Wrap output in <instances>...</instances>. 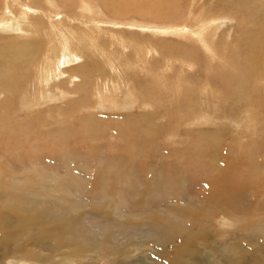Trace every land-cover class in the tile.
<instances>
[{"label":"rangeland","instance_id":"1","mask_svg":"<svg viewBox=\"0 0 264 264\" xmlns=\"http://www.w3.org/2000/svg\"><path fill=\"white\" fill-rule=\"evenodd\" d=\"M34 1L41 4L36 11L46 14L48 23L54 15L64 19L59 26L64 40L50 31L44 35L38 31L37 35L6 34L0 39L2 50L24 39L36 42L35 53L21 57L25 63L20 66H5L6 54L0 53L1 83L14 86L6 93L0 88V102L11 97L0 114V196L11 173H16L3 171L4 165L17 156L21 159L18 164L23 163L19 170L26 177L38 181L39 174L54 175L59 187L55 181L51 186L62 188L56 193L67 197L63 201L52 191L36 197L26 183L5 202L16 203L21 211L22 199L30 201L27 212L34 208L45 218L60 216L63 208L68 212L71 208V213L78 212L91 223L96 220L90 215L107 214L109 222L101 225L125 232L119 238L127 237L126 244L133 246L132 262L127 259V264H169L166 257L154 254L157 246H165L164 252L172 257L175 247L184 245L188 246L185 264H264V79L262 84L256 80L264 72V30L259 27L264 21L258 15L264 0H180L176 9L170 5L172 10L178 9L168 13L175 16L171 20L166 16L151 20L133 10L124 13L123 3H117L111 13L104 9L107 0H81L85 11L75 7L81 3L76 0L70 15L60 0H50L51 7L44 0ZM10 8L17 13L16 5L12 3ZM209 21L216 24L211 26ZM176 23L186 26L190 35L143 28L155 24L179 27ZM206 26L215 55L206 53L203 39L193 35ZM163 35L169 46L161 40ZM57 39L61 44L66 41L68 48L73 45L69 49L78 53L58 74L51 62L59 53ZM255 49L258 65L251 67L245 55ZM204 85L207 88L202 90ZM237 89L248 91L251 100L219 96V92L229 95ZM28 155L34 159L29 163ZM91 172L96 173L95 182L87 180ZM210 193L216 197L214 202ZM74 197L82 202L71 205ZM115 202L121 205V216L113 214ZM220 203L227 204L226 212ZM256 221L258 227L252 225ZM30 232L33 230L23 233L18 242L26 244ZM151 238H156L154 243ZM1 252L0 264H38L24 253L8 256ZM103 254L97 264H120L114 254Z\"/></svg>","mask_w":264,"mask_h":264},{"label":"bare ground","instance_id":"2","mask_svg":"<svg viewBox=\"0 0 264 264\" xmlns=\"http://www.w3.org/2000/svg\"><path fill=\"white\" fill-rule=\"evenodd\" d=\"M39 1V0H38ZM46 4H50L51 7V2L50 0H44ZM62 3V7H64L65 9H67L69 11V15L72 12L71 8L73 6H75L74 2L76 0H60ZM81 1V0H78ZM77 1V3H78ZM85 1V0H83ZM102 1V0H101ZM108 2H104V9H106L108 12L114 13L117 9L116 5L117 3H123L124 5L121 6V11H123L124 13L126 12H130V11H134L135 13H137L138 15H140L141 17H148L151 20H162V18L164 16L168 17L170 20L174 19L175 16L171 15V14H175L177 10H172L170 8V5L174 4V8L176 9L178 7V3L180 0H107ZM0 2L2 3V7L0 8V39L5 38V36H7L6 34H12V35H23V34H35L37 35L36 31L40 32V33H49L51 35L54 34L53 37H58V39L60 40H64L59 32V26H61V22L64 19H57V15H54V19L51 20L52 23H48L47 20V15L44 13H39L38 11H36L38 8L41 7V4H39L38 2H35L34 0H28V1H19L18 3L17 0H0ZM6 2L8 3V5L6 4ZM195 2V1H194ZM14 4L17 6V10L15 8V10L17 11L16 14H14L10 9L11 4ZM89 3V2H88ZM85 4V3H84ZM91 4V2H90ZM89 4V5H90ZM240 4V3H239ZM88 4H85V6L87 7ZM118 6V5H117ZM243 7V3H241L239 5V7ZM44 7V6H42ZM49 7V8H50ZM75 7H79L82 9V11L84 10V5L83 2L81 1L80 4L76 5ZM179 7H184V6H179ZM45 8V7H44ZM91 8V7H90ZM13 9V8H12ZM47 9V8H46ZM49 11V13L53 14V12L49 9H47ZM245 12V10H243ZM92 12V10L90 11ZM38 13V14H37ZM171 13V14H168ZM168 14V15H165ZM195 14V12H194ZM243 14V13H242ZM82 15V14H81ZM197 15L203 16V14H199L197 13ZM258 15L260 17L259 20H263L264 21V1H262V6L261 8H259L258 10ZM80 16V15H79ZM107 16V15H106ZM71 16L67 17L68 21H71ZM84 17V16H83ZM117 17V16H115ZM85 18V17H84ZM93 19V18H92ZM147 19V18H146ZM76 20V19H75ZM83 20V19H82ZM95 20V19H94ZM149 20V19H147ZM78 21V20H77ZM81 21V20H80ZM95 22V21H94ZM205 22H207V20H205ZM79 23V22H78ZM82 23V22H81ZM84 23V22H83ZM96 23V22H95ZM91 24V23H90ZM178 25H180L179 27H175V28H169V27H165L164 25H148V26H144L143 28L145 30H149L151 32H159L161 34H167V33H172L175 35H178L180 33H182V35H187L189 36L190 33L188 32V28L184 25H182L181 23H176ZM216 23L213 21H209V25H215ZM96 25H99L96 24ZM208 25V24H207ZM39 26V29H38ZM64 26V25H62ZM68 26V25H67ZM181 26H183L181 28ZM82 27V25H81ZM92 27V26H91ZM90 27V29H92ZM259 27L262 28V30H264V22L263 23H259ZM148 28V29H147ZM209 28L208 26H206L204 29L195 32L193 35L194 37L200 38L198 40H202L203 42L201 44V46L204 48L206 53H209L210 55H215V52L213 53V47H212V43L210 44V42L208 41L210 35H211V31L210 29H206ZM73 29V28H72ZM84 29V28H83ZM86 30V29H85ZM9 31L13 32V33H9ZM67 31V30H65ZM64 31V32H65ZM68 31H70L68 29ZM79 31V30H78ZM77 31V32H78ZM81 31V30H80ZM79 31V32H80ZM93 31V30H92ZM83 32V30H82ZM81 32V33H82ZM107 32V31H106ZM180 32V33H179ZM39 33V34H40ZM62 33V32H61ZM105 33V32H104ZM63 34V33H62ZM69 34V33H68ZM80 34V33H79ZM41 35V34H40ZM44 35V34H43ZM47 35V34H46ZM81 35V34H80ZM83 35V34H82ZM115 35V34H114ZM42 37V36H41ZM47 37V36H46ZM67 37V36H66ZM65 37V38H66ZM73 37V36H72ZM88 37V34H87ZM90 37V36H89ZM69 36L67 37V40ZM77 38V37H76ZM79 38V37H78ZM51 39V38H50ZM54 39V38H53ZM56 39V38H55ZM57 39V41H58ZM23 40V39H22ZM58 41V44H60L59 47V53L57 54L58 56L55 57H51L54 58L52 59V63L54 65V67L52 68L53 71L56 72V74H58V70L62 65H66L68 61H73V59L75 57H78L76 52L77 51L75 49V51L70 50L69 48H71L73 45H71V47L68 48V44H66V41ZM71 40V39H70ZM80 41H83V38L79 39ZM88 40V39H87ZM96 40V39H95ZM161 40L165 41V44L168 45V40L165 38V36H161ZM52 41V40H51ZM55 41V40H54ZM79 41V43H80ZM81 41V42H82ZM90 42V41H88ZM52 43V42H50ZM72 43V42H71ZM78 43V44H79ZM85 43V42H83ZM95 43V42H94ZM161 43V42H160ZM163 43V42H162ZM171 43V42H170ZM169 43V44H170ZM53 44V43H52ZM70 44V43H69ZM75 44V43H73ZM81 44V43H80ZM84 45V44H83ZM160 45V44H159ZM162 45V44H161ZM88 46V45H87ZM100 46V45H99ZM169 46V45H168ZM36 47V42L35 40H29V39H24L22 42L20 43H16V44H12L9 45L7 47H4V50H2L0 48V53L6 54V57H4V64L5 66L8 65H15L17 64L18 66L22 65L23 63H25V61H22L20 58L25 56V55H31L33 53H35L34 49ZM80 47V46H77ZM76 47V48H77ZM83 47V46H82ZM95 48V46H92ZM86 48V46H85ZM51 49V48H50ZM52 50V49H51ZM96 50V49H95ZM193 50V48H192ZM53 51V50H52ZM79 51V50H78ZM189 51V50H188ZM256 49L253 51L248 52L245 55V59L247 60L246 63L247 65L249 64L251 67L258 65V60H257V52L255 53ZM50 52V51H49ZM48 52V53H49ZM147 52H149L147 50ZM190 53V52H188ZM187 53V55H188ZM193 53V52H191ZM47 54V53H46ZM49 55V54H48ZM52 52H51V56H52ZM102 55V54H101ZM50 56V55H49ZM48 56V57H49ZM190 56V54H189ZM47 57V56H46ZM81 58V56H80ZM2 59L3 56L0 57V64L2 65ZM47 59V58H46ZM107 59V58H106ZM109 59V58H108ZM261 59H264L261 58ZM29 60H31V56H29ZM48 61V60H46ZM107 61V60H106ZM263 61V60H262ZM261 61V64L263 65V62ZM49 62V61H48ZM51 62H49V64H51ZM113 63V62H112ZM110 63V64H112ZM115 65V64H114ZM48 66V65H47ZM50 67V66H49ZM52 67V65H51ZM112 67V66H111ZM62 68V67H61ZM46 70V69H44ZM52 71V70H51ZM58 71V72H57ZM47 72V71H46ZM261 72V71H260ZM50 73V72H49ZM255 72H253L254 74ZM53 74V73H52ZM47 75V74H45ZM247 75H251L247 74ZM49 76V75H48ZM54 76V74H53ZM52 76V77H53ZM51 77V78H52ZM47 79V78H46ZM53 79V78H52ZM264 79V72H262L261 76L258 77L256 80L261 82ZM255 80V82H256ZM50 81V80H49ZM264 81V80H263ZM262 81V82H263ZM33 82V81H32ZM258 82V84H259ZM262 82L260 84H262ZM244 85L248 86V83H243ZM257 84V85H258ZM264 85V84H262ZM256 85H254L255 87ZM90 87V86H89ZM261 87V85H260ZM258 86V88H260ZM0 88L2 90H4V92L6 93V91H11L13 90L14 86L13 84H2L1 83V77H0ZM207 86L204 85L202 87V90L206 89ZM257 88V86H256ZM262 88V87H261ZM130 89V88H129ZM215 89V88H214ZM1 90V91H2ZM133 90V89H132ZM255 90V89H254ZM201 91V90H199ZM216 92V91H215ZM4 93V94H5ZM36 93V92H35ZM205 94H207L208 92L205 91ZM214 93V91H213ZM8 94V93H7ZM5 94V95H7ZM215 94H218L217 92ZM221 95V97H227L229 96V98H231L232 100L234 99L235 101L238 100L240 101L242 98H248V100H251V96L249 94L248 91L245 92V90H241V89H237L235 92L233 93H229V95L223 94V92H219V96ZM36 98H37V94H35ZM34 96V97H35ZM132 96V95H131ZM218 96V97H219ZM261 96V95H260ZM8 97V96H7ZM216 97V96H215ZM25 99V97H23ZM257 98V97H255ZM11 99V97L2 99V101L0 102V114H1V108L5 107L9 100ZM101 99V98H100ZM219 99V98H218ZM199 100V99H197ZM220 100V99H219ZM19 101V100H18ZM195 101V100H194ZM22 103V102H21ZM26 104V103H24ZM20 105V104H19ZM21 107V106H20ZM242 110V109H241ZM19 112V111H18ZM233 114V113H232ZM153 115L155 116V114L153 113ZM31 116V115H30ZM28 117V116H27ZM132 117V116H131ZM146 117H148L146 115ZM35 118V117H34ZM33 118V119H34ZM87 118V117H86ZM144 118V117H143ZM151 118V116H150ZM153 118V117H152ZM151 118V119H152ZM2 118L0 117V121ZM28 119H30L28 117ZM130 119V118H129ZM144 119H148V118H144ZM91 120V119H90ZM30 121V120H29ZM75 122V121H74ZM86 125V124H85ZM155 125V124H154ZM74 126V125H73ZM155 129V128H154ZM119 131V130H118ZM203 132V131H202ZM21 133V132H20ZM20 133L18 132L17 136H20ZM118 133V132H117ZM132 133V132H131ZM131 133L129 135H131ZM214 133V132H213ZM199 134V132H198ZM216 134V133H215ZM201 135V133H200ZM214 135V134H213ZM133 136V134H132ZM119 137H121L119 135ZM144 140V139H143ZM39 142V141H38ZM37 142V143H38ZM137 143V142H136ZM140 143V142H139ZM151 144V143H150ZM210 144V143H209ZM41 145V144H39ZM37 145V146H39ZM152 145V144H151ZM41 147V146H40ZM213 149V147H210ZM149 149V148H148ZM36 150V149H35ZM208 150V149H206ZM33 152V151H32ZM30 152L29 155L33 156V153ZM54 154V153H53ZM66 154V153H65ZM72 154V153H71ZM136 154V153H135ZM138 154V153H137ZM29 155L27 156V160L26 162L29 161V159H32L33 157H29ZM42 155V154H41ZM128 155V154H126ZM74 156V155H73ZM40 157V155H39ZM43 157V156H42ZM75 157V156H74ZM128 157V156H127ZM150 157V156H149ZM20 158V157H19ZM17 156H12L8 159V161L5 163L4 166L5 167V171L9 170L10 173L15 170L14 172L16 173H11L12 174V178L11 181L9 183V185L5 186L2 190V194L0 196V253L2 254V250L5 251V253L10 256L12 254H15V256H17L18 253H24L26 255H28L29 257H31L34 261H36L38 264H58L59 261L58 260H62L65 261L64 264H71V262L73 264H97L96 260H99L101 258H104V254L103 252H109L112 253V255L114 254V256L119 260L115 262H120V264H125L126 260L130 259L133 257L132 254V250H133V246H129L126 243H129L128 239L126 238H119L120 235L119 234H123L125 232H120V229L118 231H116L115 229L111 228H107L104 225H107L108 221V216L103 215H90L91 218H93L92 220H96V222L94 223L92 220L91 223L89 222L88 218H84L83 215L79 214L78 212H73L71 213V208H69V212L63 208L60 216L55 217L54 215H49V218H45L43 217L38 210L36 209H32L30 212H27V208L28 206L31 205L30 201H25L24 199H22V202H25V205L21 208V211H19L18 206L16 203H12V202H5L6 200H9L15 189L19 188L20 186H22L23 184H29L30 186L33 187V192L35 193L36 197H45L49 192H54L56 194V197L58 199L61 200H65L63 195H58V193H56L57 191H59V189L62 188H55L54 186H51V184L55 181L54 180V175H49V176H42V175H37L38 181H34L31 177H26L25 175V171L24 172H20L19 167L23 166L21 164H18L17 160L19 159ZM41 158V157H40ZM44 158V157H43ZM77 158V157H76ZM79 158V157H78ZM85 158V155H84ZM131 158V156H130ZM38 159V158H37ZM82 159V157H81ZM129 159V158H128ZM133 159V158H132ZM131 159V161H132ZM34 160V159H32ZM44 160V159H43ZM125 160V158L123 159ZM122 160V161H123ZM130 160V159H129ZM42 161V159H41ZM40 161V163H41ZM121 161V160H120ZM128 161V160H126ZM24 162V161H23ZM85 162V161H84ZM124 162V161H123ZM29 163V162H28ZM44 163V162H43ZM87 163V162H86ZM90 162L88 161L87 164H89ZM128 162H126L127 164ZM137 163V162H136ZM134 163V165L136 164ZM12 164V165H11ZM83 164V163H82ZM85 164V163H84ZM83 164V165H84ZM125 164V165H126ZM133 166V163H131ZM11 165V167H10ZM35 165V163H34ZM45 165V164H44ZM94 165V164H93ZM121 165V164H120ZM137 165V164H136ZM163 165V164H161ZM127 166V165H126ZM147 166V165H146ZM159 166V165H158ZM165 166V165H164ZM34 167V166H33ZM85 167V165H84ZM88 168V166H86ZM95 167V166H94ZM112 166H110L111 168ZM149 167V166H148ZM166 167V166H165ZM30 168V166H29ZM28 168V169H29ZM99 168V167H98ZM116 168V166H115ZM134 168H136V166H134ZM133 168V169H134ZM139 168V167H137ZM163 168V167H162ZM167 168V167H166ZM78 169V168H77ZM92 169V168H89ZM100 169V168H99ZM129 169V167H128ZM145 169V168H144ZM165 169V168H164ZM32 170V169H31ZM88 170V169H87ZM93 170V169H92ZM116 170V169H115ZM136 170V169H135ZM138 170V169H137ZM141 170V169H140ZM153 170V169H152ZM30 171V169H29ZM34 171V170H32ZM96 171V170H95ZM151 170H149L150 172ZM165 172V171H164ZM29 173V172H28ZM116 173V171H115ZM120 171L117 173L119 175ZM135 173H137V171H135ZM10 174V175H11ZM35 174V173H33ZM96 174V173H95ZM93 174L92 172L90 173L89 177L87 178L88 182H95L97 176ZM100 174V173H99ZM139 174H141V172H139ZM138 174V175H139ZM86 175V174H85ZM101 175V174H100ZM134 175V174H133ZM161 175V174H160ZM172 175V174H171ZM252 175V174H251ZM84 176V175H83ZM114 176V175H113ZM111 176L110 178L112 179ZM123 176V175H122ZM135 176V175H134ZM177 176V175H176ZM5 177V176H4ZM58 177V176H56ZM104 177V176H103ZM120 177V175H119ZM140 177V175H139ZM165 177V176H164ZM170 177V176H169ZM79 178V177H78ZM100 178V177H99ZM108 178V177H107ZM141 178V177H140ZM160 178L162 179V177L160 176ZM175 178V177H174ZM179 178V176H178ZM84 179V178H83ZM118 179V178H117ZM123 179V178H122ZM139 179V178H138ZM160 179V180H161ZM172 179V178H171ZM48 180V181H47ZM49 180H51L52 182L50 183ZM174 180V179H173ZM177 180V179H176ZM43 181L49 182L50 184H48L46 186V183L44 184ZM86 182V180H84ZM122 181V180H121ZM142 181V180H141ZM158 181V180H157ZM163 182V180H161ZM172 181V180H171ZM180 181V180H179ZM58 181H55V183H57ZM166 182V181H165ZM175 182V181H174ZM80 183V182H79ZM168 183V182H167ZM173 183V182H172ZM177 183V181L175 182ZM130 184V183H129ZM154 184V183H153ZM151 184V185H153ZM160 183L157 182V186ZM55 185V184H54ZM145 185V184H144ZM150 185V184H147ZM162 185V184H161ZM177 185V184H176ZM58 186V183L57 185ZM61 186V185H60ZM164 186V184H163ZM169 186V185H168ZM59 187V186H58ZM152 187V186H151ZM160 187V185H159ZM96 188V187H94ZM100 188V187H99ZM68 189V187H67ZM70 192H71V188H69ZM88 189V186H87ZM155 189V188H154ZM153 189V190H154ZM83 190V188H82ZM155 191V190H154ZM221 191V190H220ZM79 192V191H78ZM86 192V191H85ZM88 192V191H87ZM213 192V191H212ZM218 192V191H217ZM77 193V192H76ZM102 193V192H101ZM150 193V192H149ZM158 193V192H157ZM66 194V193H64ZM75 194V191L74 193ZM71 194V195H72ZM85 194V193H84ZM98 194V193H97ZM105 194V193H103ZM151 194V193H150ZM208 194V193H207ZM217 194V193H216ZM223 194V193H221ZM225 194V192H224ZM67 195V194H66ZM70 195V196H71ZM153 195V194H151ZM155 195V194H154ZM159 195V194H158ZM157 195V196H158ZM209 195H212L211 193ZM220 195V193H219ZM73 196V195H72ZM76 196V195H75ZM85 196V195H83ZM95 196V195H94ZM222 196V195H221ZM225 196V195H224ZM67 197V196H65ZM69 197V196H68ZM80 197V195H79ZM218 197V196H217ZM75 198V197H74ZM81 198V197H80ZM80 198H75L73 199L72 204H79V202L76 201H81L82 200ZM212 198H215L214 195H212V197H210V201L214 200ZM70 199V198H67ZM86 199H87V194H86ZM221 199V197L219 198ZM229 199V198H228ZM227 199V200H228ZM264 200V199H263ZM208 201V200H207ZM217 201V200H215ZM221 201V200H220ZM233 201V200H232ZM5 202V204L7 205H2ZM84 202V200H83ZM117 203V202H115ZM231 203V202H230ZM230 203L227 204L230 205ZM233 203V202H232ZM70 204V203H69ZM124 204V203H123ZM209 204V203H208ZM221 204V203H220ZM219 204V205H220ZM225 203H222L221 205H223V211L222 212H226V205ZM234 204V203H233ZM9 205H13L14 208H10ZM219 205L217 207H219ZM224 206H225V210H224ZM216 207V206H215ZM229 207V206H228ZM233 207V206H232ZM213 208V207H212ZM210 208V209H212ZM230 208V207H229ZM264 208V207H263ZM217 209V208H216ZM215 209V210H216ZM228 209V208H227ZM67 212H66V211ZM113 214H117L114 216H121L119 215V212H121V205L120 203H117L113 206ZM218 210V209H217ZM244 210V209H243ZM123 211V209H122ZM213 211V209H212ZM235 211V210H234ZM236 211H238V209H236ZM112 212V211H111ZM110 212V213H111ZM231 215L233 212H229ZM122 214V213H120ZM229 214V215H230ZM124 216V215H122ZM210 217V216H209ZM90 218V219H91ZM172 218V217H170ZM4 219V220H3ZM112 219V217H111ZM110 220V218H109ZM170 220V219H169ZM178 220H175L174 222H176ZM264 221V220H263ZM112 222V220H111ZM131 222V221H130ZM258 222L256 221L255 223H253V226H257L258 227ZM177 223V222H176ZM165 224V223H164ZM183 224V223H181ZM133 226V224H131ZM264 225V222L261 224ZM137 226V225H136ZM155 226V225H154ZM181 226V225H180ZM179 226V227H180ZM184 226V225H183ZM149 227V226H147ZM182 227V226H181ZM29 229L33 230V232H30V234L27 235L26 240L28 241L26 244L23 243H19V238L20 236L25 233L26 231H28ZM144 229V228H143ZM141 230V229H140ZM139 230V233H141ZM170 230V229H169ZM264 230V229H263ZM121 231H125L123 229H121ZM183 231V230H182ZM181 231V232H182ZM126 234V233H125ZM124 234V236H125ZM145 234V233H144ZM158 234V233H157ZM179 234V233H178ZM183 234V233H182ZM65 236L67 237L65 239ZM123 236V235H122ZM127 236V235H126ZM181 236V234H180ZM157 238H162V241H165L164 237H157ZM156 238H151V243L155 242ZM185 246V247H184ZM184 246H174L175 247V252L173 253L172 257H170L169 254H166L164 251L165 246H157L159 247L158 249H156V255L158 256H163L166 257L168 259V261L170 260L169 264H185L184 261V254H186V249L188 248V246L184 245ZM14 247V248H12ZM135 247V246H134ZM137 248V246L135 247ZM156 248V247H155ZM158 250V252H157ZM49 254H47V252ZM132 251V252H131ZM168 252V251H167ZM14 256V255H13ZM60 258V259H57ZM61 261V263H62ZM90 261V262H89ZM94 261V262H92ZM156 261V260H155ZM132 262V261H131ZM130 262V263H131ZM167 262V260H166ZM129 263V262H128ZM63 264V263H62ZM127 264V263H126Z\"/></svg>","mask_w":264,"mask_h":264},{"label":"crops","instance_id":"3","mask_svg":"<svg viewBox=\"0 0 264 264\" xmlns=\"http://www.w3.org/2000/svg\"><path fill=\"white\" fill-rule=\"evenodd\" d=\"M259 221H261V220H259ZM263 222H264V221L262 220L261 224H262Z\"/></svg>","mask_w":264,"mask_h":264}]
</instances>
